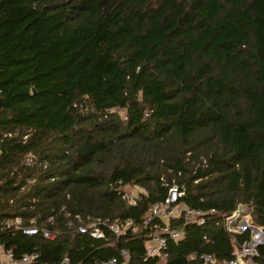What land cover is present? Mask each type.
<instances>
[{
	"label": "trees",
	"instance_id": "16d2710c",
	"mask_svg": "<svg viewBox=\"0 0 264 264\" xmlns=\"http://www.w3.org/2000/svg\"><path fill=\"white\" fill-rule=\"evenodd\" d=\"M173 183L207 213L174 221L183 237L144 261L148 209ZM120 184L144 193L128 204ZM239 205L264 227V0H0V228H39L4 226V249L224 264L250 237L225 227ZM96 217L133 225L106 240L78 230Z\"/></svg>",
	"mask_w": 264,
	"mask_h": 264
},
{
	"label": "built area",
	"instance_id": "2783aa9c",
	"mask_svg": "<svg viewBox=\"0 0 264 264\" xmlns=\"http://www.w3.org/2000/svg\"><path fill=\"white\" fill-rule=\"evenodd\" d=\"M29 160L31 161V158ZM128 188V185L120 184V195L128 204L133 205L139 199L140 193H144V189L141 187H132L135 188L136 192L132 194ZM182 194L183 192L180 190V187L176 183H173L169 187L164 200L150 205L144 223H151L153 233L145 245L144 261L152 257L164 260L168 256V242H177L183 237V227L174 226L172 224L174 221L183 218L185 223H203V216L207 211L194 209L182 204L179 201ZM238 207L233 213L225 217V227L228 231L235 233H241L248 228L250 237L238 243L237 247L232 251V257L225 261L224 264H260L254 258L258 256V245L264 241V227L254 225L253 223L252 226L249 218L242 217L240 212L242 206L239 205ZM210 212H214V209H211ZM239 217L242 218L239 219ZM157 221H160L162 225H159ZM242 221L243 225H241ZM11 225L16 226L25 234L34 235L39 232V228L35 225H22L19 218L4 220L0 229L4 226L9 227ZM132 225L133 221L131 219L120 221L112 220L109 217H96L89 219L84 225H80L78 230L94 238L106 240L108 239L107 233L120 236ZM42 232L44 237H52L47 230H43ZM129 256V251L123 248L120 252V257H112L98 264H131ZM199 258L201 264H218L215 256L212 254L202 253L199 255ZM0 264H71V262L67 256H64L59 262H39L37 253H26L17 257L12 250L4 249L0 243Z\"/></svg>",
	"mask_w": 264,
	"mask_h": 264
},
{
	"label": "rangeland",
	"instance_id": "374dc122",
	"mask_svg": "<svg viewBox=\"0 0 264 264\" xmlns=\"http://www.w3.org/2000/svg\"><path fill=\"white\" fill-rule=\"evenodd\" d=\"M128 190H129L132 194L136 193V192H135V188L129 187ZM240 212H241L243 218H244V217L249 218V221H250L251 225L253 226V224H252V220H251L252 217H251V215H250V214H251V209H250L249 207L242 206V209H241ZM248 214H249V217H248ZM242 217H239V219H241ZM241 225H243V221H242ZM252 229H253V228H252Z\"/></svg>",
	"mask_w": 264,
	"mask_h": 264
},
{
	"label": "water",
	"instance_id": "95a60500",
	"mask_svg": "<svg viewBox=\"0 0 264 264\" xmlns=\"http://www.w3.org/2000/svg\"><path fill=\"white\" fill-rule=\"evenodd\" d=\"M33 91H34V89H33ZM239 208V207H238Z\"/></svg>",
	"mask_w": 264,
	"mask_h": 264
}]
</instances>
